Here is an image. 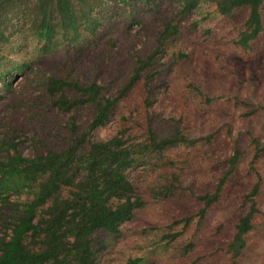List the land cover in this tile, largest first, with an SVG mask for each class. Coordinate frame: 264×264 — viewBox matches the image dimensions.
Masks as SVG:
<instances>
[{"label": "trees", "instance_id": "1", "mask_svg": "<svg viewBox=\"0 0 264 264\" xmlns=\"http://www.w3.org/2000/svg\"><path fill=\"white\" fill-rule=\"evenodd\" d=\"M263 4L0 0V224L10 232L0 237V264H257L264 141L250 138L243 167L247 150L237 138L215 186L197 189L188 169L218 130L193 137L186 108L207 113L219 97L211 83L175 80L192 59L183 39L195 46L204 7L222 18L247 11L232 45L249 51L264 30ZM14 38L28 59L13 57ZM32 86L39 94L29 101ZM166 95L178 97V118L158 111ZM254 107L264 134V95ZM115 115L116 135L95 141ZM152 207L167 213L165 223L142 228L137 215ZM126 236L142 254L110 259Z\"/></svg>", "mask_w": 264, "mask_h": 264}, {"label": "rangeland", "instance_id": "2", "mask_svg": "<svg viewBox=\"0 0 264 264\" xmlns=\"http://www.w3.org/2000/svg\"><path fill=\"white\" fill-rule=\"evenodd\" d=\"M261 16L264 27V4L261 9ZM247 17L248 12L243 10L236 12L229 18H222L216 14L214 6H206L201 10V15L197 17L198 25L194 31L197 39L193 41L196 43L195 46L189 42L192 38L185 37L183 39L184 53L193 52V60L184 62L182 65L179 64L182 75L180 76L181 79L175 80V83L178 87L192 82L196 84L211 83V97H219L217 104L211 107L207 113H198L195 116L194 113L196 112L191 106L186 108L188 112L187 121L192 129L191 135L193 137L200 138L209 135V133L214 134L215 130H218V133L213 135L211 142L203 145L204 152L200 154L201 158H196L193 166L188 169L189 177L195 181L197 189L215 186L218 178L226 170L224 162L232 155L234 141L237 138L241 141L240 149L243 155L247 150L248 159L244 160L243 167H247L252 158L249 149H247L250 138L254 137L264 141V134L261 131L262 118L258 117L259 113H255L257 110L254 107L264 95V84L262 83V79H264V30L258 39L252 43L253 47L249 51H243L232 45V40L242 29ZM206 30L211 31V33L206 34ZM89 40V37H85L80 44L76 45L83 47ZM76 45H69L67 49H71L73 46L77 47ZM24 46L25 44L21 40L13 39L9 49L15 48L12 50L16 54L13 56L14 58L17 57L18 60L28 59L26 57L28 50ZM17 83L18 80L14 81L13 86L15 87ZM35 88L36 86H32L26 89V98L29 101H33L39 94L37 91L34 92ZM177 100L178 97L175 95H171V97L166 95L160 98L158 111L168 113L172 109L173 114L178 118L182 109ZM2 102L0 100V115L3 112ZM119 122V117L113 116L104 127L94 133L93 139L105 141L112 138L116 135ZM228 127L230 128L229 134L227 133ZM19 140L23 139L20 138ZM27 145L26 142L23 148L25 156L30 155V149L27 148ZM174 154H180L179 157H183L180 150L175 151ZM261 164L259 169L263 186L261 187L259 203L264 211V159ZM240 172L244 173L242 169ZM247 177L248 182L244 186L249 188L256 178L252 173ZM15 199V196H12L11 202H14ZM217 214L220 216V213ZM166 216L167 213L163 212L161 207H152L141 215H137L136 223L140 224L142 228L163 225ZM259 222L258 220L257 223ZM5 229L4 224H0V237L10 233ZM128 237L126 236V239L120 242L118 246L122 254L115 252L114 248H109L110 259L119 257V255L126 258L142 254L135 244L136 240L129 238L130 243H127ZM259 238L260 236L255 238L254 235L251 240H255L257 243ZM262 240L263 247L258 252L257 264H264V238ZM115 264L119 263L115 262Z\"/></svg>", "mask_w": 264, "mask_h": 264}]
</instances>
